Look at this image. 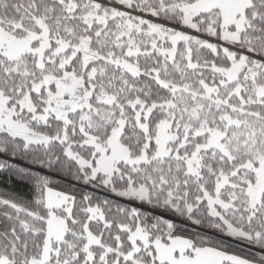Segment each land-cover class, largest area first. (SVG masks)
<instances>
[{
    "label": "snow or ice",
    "instance_id": "snow-or-ice-1",
    "mask_svg": "<svg viewBox=\"0 0 264 264\" xmlns=\"http://www.w3.org/2000/svg\"><path fill=\"white\" fill-rule=\"evenodd\" d=\"M0 173V264H264V0H0Z\"/></svg>",
    "mask_w": 264,
    "mask_h": 264
},
{
    "label": "trees",
    "instance_id": "trees-1",
    "mask_svg": "<svg viewBox=\"0 0 264 264\" xmlns=\"http://www.w3.org/2000/svg\"><path fill=\"white\" fill-rule=\"evenodd\" d=\"M5 159H7V157H5ZM14 163L17 166H28L22 160H15ZM49 176L52 178V186L54 188L65 191L70 190L68 186L72 184L73 181L66 179L62 174L59 173H54V176ZM0 193H11L27 199L32 196L33 191L32 186L28 182L22 181L19 176L0 173ZM230 250L238 251L240 254H245L248 251L247 246L237 242H232Z\"/></svg>",
    "mask_w": 264,
    "mask_h": 264
},
{
    "label": "rangeland",
    "instance_id": "rangeland-1",
    "mask_svg": "<svg viewBox=\"0 0 264 264\" xmlns=\"http://www.w3.org/2000/svg\"><path fill=\"white\" fill-rule=\"evenodd\" d=\"M40 171H43V170H40ZM47 175H53L54 176V173H46ZM74 183V182H73Z\"/></svg>",
    "mask_w": 264,
    "mask_h": 264
}]
</instances>
